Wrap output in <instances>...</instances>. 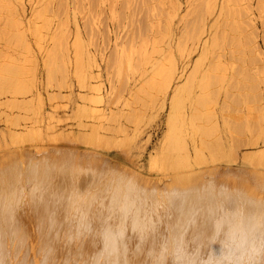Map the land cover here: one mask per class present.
<instances>
[{"label": "rangeland", "instance_id": "1", "mask_svg": "<svg viewBox=\"0 0 264 264\" xmlns=\"http://www.w3.org/2000/svg\"><path fill=\"white\" fill-rule=\"evenodd\" d=\"M19 1L0 0V73L15 86L0 91V200L17 203L28 193L26 204L18 203L26 231L31 217L33 224L39 219L30 213L32 194L46 192L65 207L61 221L74 220V226L60 222L61 233L47 227L61 236L63 248L69 228L78 241L87 240L91 231L80 236L81 222L108 205L140 203L152 224L165 227L177 213L168 208L176 193L199 203L193 210L200 222L229 223L225 234L264 227V0ZM18 85L25 88L19 94ZM175 103L180 118L187 117L178 128L186 129L180 134L187 136L186 157L169 149ZM98 137L104 141L96 143ZM183 157L191 162L188 171L174 167ZM83 172L87 184L78 178ZM258 202L262 215L246 223L240 212ZM67 203H74L71 214ZM81 205L92 207L86 213ZM212 206L221 207L217 214L209 212ZM35 223L28 225L31 240L41 225ZM31 244L32 255L25 244L23 256L39 264L41 252ZM21 258L13 257L26 264Z\"/></svg>", "mask_w": 264, "mask_h": 264}, {"label": "bare ground", "instance_id": "2", "mask_svg": "<svg viewBox=\"0 0 264 264\" xmlns=\"http://www.w3.org/2000/svg\"><path fill=\"white\" fill-rule=\"evenodd\" d=\"M21 1L22 0H20L19 2H21ZM201 4L203 5V3H201ZM202 5H199V9L197 11L198 13L202 12V10H203ZM22 6H23V4H22ZM67 39H68V37H67ZM59 44H60V47L64 48V51H65V48L67 50L69 49V46H68L69 42H67L66 40H64V41L61 40L59 42ZM64 51L62 53H64ZM80 64H79V66H80ZM79 69L80 68H78L77 70L79 71ZM4 70L5 69H3V67H2V69L0 71L3 72ZM5 75L6 74L0 73V91H4L5 89L15 87L14 85L12 86V82L11 83H9V82L5 83V81H4L6 78ZM7 78H10V77L7 76ZM13 79L17 80L18 78L16 79V77H14ZM82 79H84V78H82ZM79 80H80V77H79ZM9 81H10V79H9ZM18 82H20V80ZM81 82H83V81H81ZM13 84H14V82H13ZM20 87L21 86H19V85L16 87V92H18L17 89L20 90L19 91L20 93H21L22 89H25L22 87H21L22 89H20ZM96 89H97V91L99 90V88H94L95 91H96ZM12 90L14 91L15 89H12ZM16 92H14V93H16ZM19 92H18V94H19ZM173 111L175 112V114L172 116L171 123H170V128H171L170 132L171 133L168 137L169 149H172L171 151H173V150L181 151V152H183V154L185 153L184 157H186V153L189 152L188 149L185 150L188 147L187 146L185 148V145L187 144V143L185 144V142H186L185 140H186L187 136L186 137L184 136L185 140L183 138V140L185 142L182 140V137L180 136L182 131H185L186 129L185 130L182 129L181 133H179L180 131H178V128H180V124H181V126L184 125V124H182L183 123L182 119L185 120L186 116H184V118H182V119L180 118L184 114L182 116H180V114H178V112L180 110L178 109L177 103L173 104ZM185 121H187V119ZM191 122L192 121H190V122L188 121V123H191ZM191 124L190 125L188 124L190 126L189 129L192 128L191 126L193 124L192 125ZM186 126H184V127H186ZM250 127H252L254 130L256 129L254 124H251ZM183 133H182V135H183ZM185 134L187 135V133H185ZM97 136H100V135H97ZM100 138L103 139L102 137H98L95 139V142L97 140L100 141ZM103 141H104V139L102 140V142ZM183 143H184V145H183ZM105 144H106V142H105ZM194 147L197 149V145ZM195 151L196 150H194V152ZM184 157L181 159L183 166H182L180 160L179 161L175 160L174 162L173 161L172 162L174 164L177 163V165L174 166L175 168L180 166V167H182V170H185L188 168L187 169V171H188L189 170L188 165L190 166L191 162L189 163L190 160H187V158H191V157H189V155H187V158H184ZM170 158H171V156H170ZM178 162H180L179 164H181V165H178ZM29 166H30V164H29ZM30 167H32V165ZM42 167H44V166H42ZM184 167H185V169H184ZM36 168H37V166H36ZM44 169H45V167H44ZM179 169H181V168H179ZM45 170H47V169H45ZM48 170H49V167H48ZM190 171H191V167H190ZM18 172H22V171H18ZM75 172H78V171H75ZM15 173H16V171H15ZM37 173H36V175L39 174V173L38 174ZM82 174H84V172ZM181 174H183V173H181ZM188 174L191 178L190 173H188ZM7 175H8V173H7ZM76 175H77V173H76ZM11 176H10V178H11ZM74 176H75V174H74ZM17 177H15V178H17ZM26 177H28V176H26ZM31 177H34V176H30L29 178H31ZM84 177H85V174L83 177H81V175H80L78 178L83 179ZM29 178H28V180H30ZM87 178L88 177L86 176V180L89 179V178L88 179ZM181 178H182V175L180 176V179ZM82 179H81V181H82ZM5 180H4V182H5ZM28 180H27V182H29ZM75 180H77V178ZM84 181L85 180H83L82 182H84ZM188 181H189V178L187 177V174H186L183 176L182 182L184 184V182H188ZM85 182L83 184H85ZM89 182H90V180H89ZM87 183L88 182H86V184ZM29 186H31V185H29ZM33 188H35V187H33ZM38 189H39L38 187L35 188V192ZM31 191H33L32 188H31ZM6 192H9V191H6ZM29 192H30V190H29ZM37 193L38 192H36V194ZM40 193H42V192H40ZM20 194H22V192H20ZM26 194H28V193H26ZM26 194H25L24 198L26 197ZM45 194H47V192ZM45 194H43V195H45ZM6 195L8 198L9 195L8 194H6ZM32 195L34 198L29 200V202L30 201H34V202L33 203L30 202L32 204L31 205L32 207L30 209L31 210L30 213H31V216L33 215V217L34 216L38 217L39 218V219L37 218L38 220H35L36 217L33 220H35L36 222L41 224V225L37 224L35 226L36 230H37L36 237L38 238V239H35V241L39 244V245H37L39 247V249L36 248V245L34 244L35 242L32 241L34 238H36V237H34L35 232L33 234H31L32 237H34L32 240L27 235L30 230H31L30 231L31 233L33 232L32 229H29V226L30 225L34 226V224H36L35 221H34V224L31 221L32 220L31 216H30L31 220L30 221L28 220V221L31 222L32 224L31 223L28 224L29 226L26 224L29 231H28V229L26 231V229L24 228L25 226L23 227V221H25L24 217H23V213L25 211H24L23 207H20V204H18V203H19V201L23 200V202L21 201V203L24 204L26 202V201H24V198H19L21 200H19L18 198L15 199L18 196L16 194V197L14 199L18 200L17 203L14 200L13 201L15 203L13 201L10 202L9 199H8L9 202L6 203L8 201V200L6 201V198H5L6 202L1 201L2 200L1 199L0 200V202H1L0 203V264H13L14 262L15 263L17 261L19 262L20 261L19 259L23 256V252H24L23 247L25 246V248H27L25 244H27V246L30 247V249L27 248L25 253H27L28 250H30L29 252H31V253L28 252V255L29 254L32 255L31 246L28 245L31 242H32L31 245H32L33 250H35L36 252H37V250H38V252H41V254H38L39 257H41V260L38 259L39 264H47L45 261L49 262V264H53L52 260L54 261V264H264V231H262L264 227H262V229L259 231L257 229H254V230H257L256 232L253 231L252 229L251 230L250 229L244 230L245 227H242L244 230V233L241 234L240 237L231 236L230 233L225 234V230H227V228H230L228 226L225 227V225L226 224L229 225V223H226L223 225V222H222V225L221 224H215L213 226L211 224L212 220L210 222L211 218H209V220L207 222H206V219H205V221L200 222L201 220L198 219V216H197L198 214L194 213L195 210H193V209H195V207L199 208L198 206H196V205H199V203L198 202H192L191 203V199H190L191 196H189V195L186 196L184 194V196L181 197L180 193H178V194L176 193V195H174V196L171 195V196H173V198L171 196L169 197L171 204L168 205V208H170V207L173 208L174 211H177V213L173 214V218L171 217V220L173 219L172 222L170 221L171 223L168 222L169 220L167 221L170 225L168 224L169 226L167 225L165 227L160 226V224L157 226L155 224H152L153 221H151V219H149L147 213H145V211L141 209L142 206H140V203L138 204V206L135 204L129 205V203H128V205H124V203H123V205H108L109 207L107 206V209L104 211L101 208H100L101 210H99V208H98L99 206H98L97 207L98 210H96V212H93V213H98V214H96L95 216L93 215V216H90L88 218H84L82 222L80 221L81 224L79 227H81V229H82V230H80L82 234H80V231H79L80 236L81 235L83 236V233L85 231H91L90 234L88 235L89 238H87V240L84 238L85 240H81L82 242L78 241L80 239V237L76 235L77 238H79V239H77V238H74L75 235H70V234H72V232L69 233V231H70L69 227H71V226H69L68 227L69 231H67V233L69 235L65 232V235L67 236V237H65L66 240L63 239V240H65V243H64V241H62V243H63L62 245L66 244L64 248H63V246L61 247V244H60L61 241L59 242V240L62 239V238L59 239L61 236H59V234L56 235L55 231H52V230L53 229L56 230L57 228L61 229L60 225H58V224H60V222L64 223V221H61L60 218L63 216V213H65V212H63L65 207H61V204L57 205V202H55L54 200L51 199V198H54L53 193H52L53 196L51 198H50V195L49 196H47V195L43 196L42 194H39V193L35 196H34V194H32ZM12 196H13V194H12ZM12 196H11V198H12ZM14 196H15V194H14ZM28 196H27V198H28ZM67 196H68V194H67ZM18 197H22V196H18ZM207 197H208V200L211 201V205H213L212 202H215V199H212L213 196L208 195ZM30 198H32V197H30ZM126 198H127V196H126ZM222 198H223L222 201H225V200L228 201L229 200V207L230 208L236 207V205L232 206L234 204V203L232 204V202H233L232 196H224ZM75 199H73V200H75ZM134 199H135V197H134ZM73 200H72V202H74ZM129 200H131V198ZM256 201H257V199H256ZM124 202H126V201L124 200ZM68 203H67V207L74 204V203H72V204H69V206H68ZM76 203H78V201ZM187 203H189V204H187ZM260 203H262V201ZM177 204H180V205H177ZM189 205H193V208H191V209L187 208ZM224 205H228V204H223V206H222L223 212H224V208H225ZM241 205H242V209L243 208L246 209L247 206L246 207L243 206L244 204H241ZM250 205H251V207H248V210L246 209L247 210L246 212H242V211L240 212V213H242V216L239 215L241 219H244L246 221V223L251 220L250 218H252V215H254L253 217L255 218V215L258 216L259 213H263L259 202H258V205H256V206H255V204L254 205L250 204ZM147 206L149 207V205H147ZM217 206H212L211 211H209V212L211 214H213L217 211V209L220 210L221 207L218 208ZM26 207H27V205H26ZM28 207H29V205H28ZM73 207H75V206H73ZM91 207H92L91 205H81V208L84 209L86 211V213H88L89 210H91ZM105 207H103V208H105ZM27 208H26V210H29ZM93 208H94V206H93ZM143 208H145V207H143ZM68 209L70 210V214H71V212L73 210L71 211L70 207ZM162 209H164V208L162 207ZM94 210L95 209H93V211ZM74 211H75V209H74ZM218 211L216 212V214L218 213ZM77 212H78V210H77ZM221 212H222V210H221ZM235 213H238V212L235 210ZM67 214H68V211H67ZM144 214H146L147 217ZM162 214H164V213H162ZM230 214H232V213H230ZM80 215H81V213H80ZM261 215L262 214H260L259 216H261ZM223 217H225V216H223ZM27 218H29V215L27 216ZM64 218L65 217L63 216L62 219L64 220ZM168 218H169V216H168ZM220 218H222V217H220ZM72 219L73 218L71 216L68 223L66 222L67 219L65 220V223H67L66 224L67 226L69 224H72V222L70 223V221ZM74 219H76V218H74ZM77 220H78V218H77ZM156 220L159 222L158 219H156ZM225 220L227 222V219H225ZM237 220H239V219H237ZM72 221H74V220H72ZM167 222H166V224H167ZM75 223H76V221H75ZM76 224H78V222ZM239 225L240 224H238V226ZM51 226H53V229L48 230L47 227L51 228ZM63 226L65 227V225H63ZM73 226H72V229L74 230ZM263 226H264V224H263ZM30 227H32V226H30ZM35 227H34V229H35ZM162 227L165 229H162ZM59 229L56 231H58V233L59 232L61 233L63 228L61 229V231H59ZM75 229H77V228H75ZM64 230H66V228ZM83 230H84V232H82ZM233 230L236 231L235 229H233ZM228 232H229V230H228ZM63 233H64V231H63ZM165 233H166V235H165ZM75 234H76V232H75ZM85 234H86V232H85ZM239 234H235V235L237 236ZM31 235H29V236H31ZM163 235H165V236H163ZM232 235H233V233H232ZM85 237H87V236H85ZM27 239L31 240V242L27 243L28 242ZM8 246H11L12 249H10V248L8 249ZM22 249H23V251H22ZM11 250H13V251H11ZM16 251H19V252L22 251V256L19 255L21 257H15L14 255H16V253H17ZM11 252H14L11 254V255H13L14 259L19 258L17 261H15L13 259V257L10 256ZM19 252H18V254H20ZM25 253H24V255H27ZM33 253H35V252H33ZM28 255L26 257L23 256V258L26 259V264L28 262L27 260L29 259V257L32 258V256L28 257ZM38 255L36 254V256H38ZM53 257H54V259H52ZM23 258H21V260ZM12 261H14V262H12ZM29 261H30V263L28 262L29 264L34 263V261H31V259ZM50 261H51V263H50ZM18 262H17V264H19ZM22 264H24V262Z\"/></svg>", "mask_w": 264, "mask_h": 264}]
</instances>
